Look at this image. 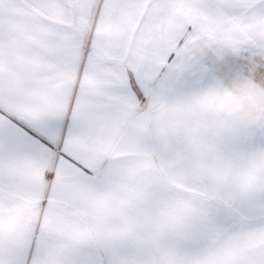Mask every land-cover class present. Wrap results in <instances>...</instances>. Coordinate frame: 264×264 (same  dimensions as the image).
<instances>
[{
  "label": "snow or ice",
  "instance_id": "1",
  "mask_svg": "<svg viewBox=\"0 0 264 264\" xmlns=\"http://www.w3.org/2000/svg\"><path fill=\"white\" fill-rule=\"evenodd\" d=\"M0 264H264V0H0Z\"/></svg>",
  "mask_w": 264,
  "mask_h": 264
}]
</instances>
